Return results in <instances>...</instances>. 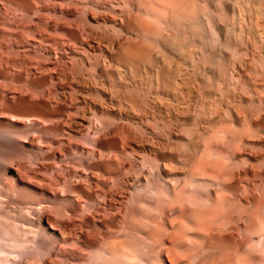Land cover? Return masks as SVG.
Wrapping results in <instances>:
<instances>
[{"label": "clouds", "instance_id": "obj_1", "mask_svg": "<svg viewBox=\"0 0 264 264\" xmlns=\"http://www.w3.org/2000/svg\"><path fill=\"white\" fill-rule=\"evenodd\" d=\"M0 264H264V0H0Z\"/></svg>", "mask_w": 264, "mask_h": 264}]
</instances>
